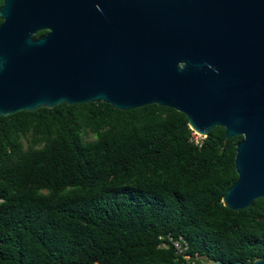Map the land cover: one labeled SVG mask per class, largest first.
Returning <instances> with one entry per match:
<instances>
[{
    "label": "trees",
    "instance_id": "trees-1",
    "mask_svg": "<svg viewBox=\"0 0 264 264\" xmlns=\"http://www.w3.org/2000/svg\"><path fill=\"white\" fill-rule=\"evenodd\" d=\"M224 137L215 127L195 145L186 117L157 105L0 117V264L264 258V198L239 211L222 204L242 139Z\"/></svg>",
    "mask_w": 264,
    "mask_h": 264
},
{
    "label": "water",
    "instance_id": "water-1",
    "mask_svg": "<svg viewBox=\"0 0 264 264\" xmlns=\"http://www.w3.org/2000/svg\"><path fill=\"white\" fill-rule=\"evenodd\" d=\"M0 18V117L98 102L174 109L200 136L242 137L225 208L264 198V0H4Z\"/></svg>",
    "mask_w": 264,
    "mask_h": 264
},
{
    "label": "flooded vegetation",
    "instance_id": "flooded-vegetation-1",
    "mask_svg": "<svg viewBox=\"0 0 264 264\" xmlns=\"http://www.w3.org/2000/svg\"><path fill=\"white\" fill-rule=\"evenodd\" d=\"M1 20V18H0ZM2 20L0 22V25L2 24ZM115 30H116V39H117V34H118V17L116 15V25H115ZM103 31L105 34V38L106 40H111L112 38V34H113V18H112V11L111 8L108 7L105 10V16H104V25H103ZM47 31H41V32H37L33 38L36 39L44 34H46Z\"/></svg>",
    "mask_w": 264,
    "mask_h": 264
},
{
    "label": "built area",
    "instance_id": "built-area-1",
    "mask_svg": "<svg viewBox=\"0 0 264 264\" xmlns=\"http://www.w3.org/2000/svg\"><path fill=\"white\" fill-rule=\"evenodd\" d=\"M204 138H205V137L200 136V135H198V134H196V133L193 132V142H194L195 145L200 146L201 141H202ZM172 244H173L175 250H176L178 253H182V252L184 251V248L182 247L181 242H180L179 240H178V241H173Z\"/></svg>",
    "mask_w": 264,
    "mask_h": 264
},
{
    "label": "rangeland",
    "instance_id": "rangeland-1",
    "mask_svg": "<svg viewBox=\"0 0 264 264\" xmlns=\"http://www.w3.org/2000/svg\"><path fill=\"white\" fill-rule=\"evenodd\" d=\"M92 139V137L90 138ZM200 264H204L205 262H207V260H204L203 258L199 259ZM193 264H197L196 262H194Z\"/></svg>",
    "mask_w": 264,
    "mask_h": 264
}]
</instances>
